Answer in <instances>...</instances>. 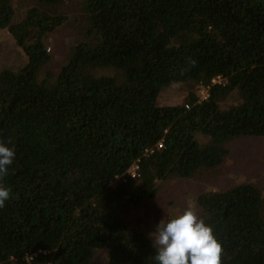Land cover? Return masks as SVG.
I'll return each mask as SVG.
<instances>
[{"label": "trees", "instance_id": "trees-1", "mask_svg": "<svg viewBox=\"0 0 264 264\" xmlns=\"http://www.w3.org/2000/svg\"><path fill=\"white\" fill-rule=\"evenodd\" d=\"M17 5L0 0V31L24 59L0 70V140L15 148L0 180L12 190L0 264H91L100 253L153 264L148 233L125 211L160 183L220 167L232 140L264 137V0H35L21 19ZM82 15L67 62L48 68L49 37ZM181 83L209 87L207 98L192 90L157 105ZM196 201L222 264H264V186Z\"/></svg>", "mask_w": 264, "mask_h": 264}, {"label": "rangeland", "instance_id": "rangeland-1", "mask_svg": "<svg viewBox=\"0 0 264 264\" xmlns=\"http://www.w3.org/2000/svg\"><path fill=\"white\" fill-rule=\"evenodd\" d=\"M15 2L18 4L16 10L19 19L35 4V0H15ZM49 10L62 14L60 8L49 7ZM80 18L81 26L74 19L72 21L68 19L67 25L62 27L61 31L49 37L48 52L52 55V60L48 68L59 69L67 62L70 44L77 42L83 33L80 28L83 26L85 16L82 15ZM78 29L81 32L76 35ZM15 43L7 34V30L0 31V70L7 67L16 69L21 66V62H24L23 54ZM107 74L112 72L107 71ZM200 87L198 89V86L194 87L188 83L171 85L161 91L157 105L182 104L192 90L204 98L206 93L203 92L202 86ZM228 150L229 154L218 168L201 169L190 179L173 178L160 183L157 196L128 210L129 213L125 211L126 218L133 226L140 225L143 232L149 234L155 230L156 224L161 219L167 220L186 208L191 207L199 215L200 208L196 200L201 193L218 191L242 182L264 186V137L234 139L228 144ZM91 264H106L105 254L100 253Z\"/></svg>", "mask_w": 264, "mask_h": 264}, {"label": "clouds", "instance_id": "clouds-1", "mask_svg": "<svg viewBox=\"0 0 264 264\" xmlns=\"http://www.w3.org/2000/svg\"><path fill=\"white\" fill-rule=\"evenodd\" d=\"M15 158V148L0 140V180ZM10 187L0 183V208L11 198ZM153 264H222V244L210 224L191 208L165 220L150 232Z\"/></svg>", "mask_w": 264, "mask_h": 264}, {"label": "built area", "instance_id": "built-area-1", "mask_svg": "<svg viewBox=\"0 0 264 264\" xmlns=\"http://www.w3.org/2000/svg\"><path fill=\"white\" fill-rule=\"evenodd\" d=\"M223 82H224V80H223V78H222L221 76H216V77H214V78L211 80V85L221 84V83H223ZM202 89H203V92L206 93V95H205L204 98H202V99H206L207 96H208V89H209V87H206V88H205V87L202 86ZM186 107L188 108V106H186ZM158 147L162 148V143H160V144L158 145ZM136 170H138V166H134V167H133V169H132V173H131L132 177H135V176H136Z\"/></svg>", "mask_w": 264, "mask_h": 264}]
</instances>
